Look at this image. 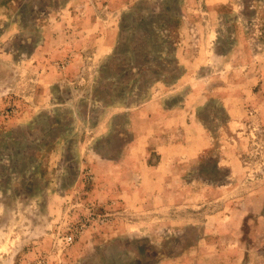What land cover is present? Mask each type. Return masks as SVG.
Masks as SVG:
<instances>
[{
	"label": "rangeland",
	"instance_id": "obj_1",
	"mask_svg": "<svg viewBox=\"0 0 264 264\" xmlns=\"http://www.w3.org/2000/svg\"><path fill=\"white\" fill-rule=\"evenodd\" d=\"M0 264H264V0H0Z\"/></svg>",
	"mask_w": 264,
	"mask_h": 264
}]
</instances>
